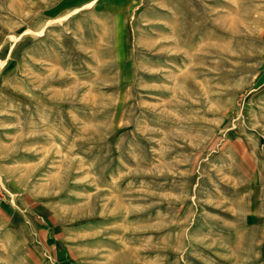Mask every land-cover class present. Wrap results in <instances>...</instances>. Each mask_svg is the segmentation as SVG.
Here are the masks:
<instances>
[{
  "label": "rangeland",
  "instance_id": "374dc122",
  "mask_svg": "<svg viewBox=\"0 0 264 264\" xmlns=\"http://www.w3.org/2000/svg\"><path fill=\"white\" fill-rule=\"evenodd\" d=\"M0 264H264V0H0Z\"/></svg>",
  "mask_w": 264,
  "mask_h": 264
},
{
  "label": "crops",
  "instance_id": "0c3cea01",
  "mask_svg": "<svg viewBox=\"0 0 264 264\" xmlns=\"http://www.w3.org/2000/svg\"><path fill=\"white\" fill-rule=\"evenodd\" d=\"M124 2H125V4H126V6H128V4H129L128 1H124ZM124 7H125V6H121V11H122L123 9H126V7H125V8H124ZM102 12L104 13V11H102ZM117 12H119V11H117ZM117 12L109 11V10L107 11V10H106V13H107V14H117Z\"/></svg>",
  "mask_w": 264,
  "mask_h": 264
}]
</instances>
